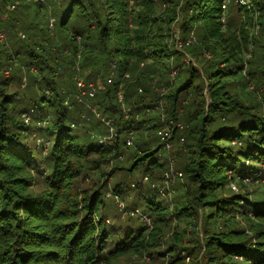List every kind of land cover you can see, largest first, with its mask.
<instances>
[{"label": "trees", "instance_id": "16d2710c", "mask_svg": "<svg viewBox=\"0 0 264 264\" xmlns=\"http://www.w3.org/2000/svg\"><path fill=\"white\" fill-rule=\"evenodd\" d=\"M15 1L0 0V9L4 10L7 4L13 2V10L18 11L19 6L15 5ZM248 1L249 7L246 3L241 4L240 0H61L60 6H56L63 15L60 30L56 29L57 21L55 28L49 30H56L55 38L51 37V32H40L32 25L25 28L32 29L31 36L27 39L19 36V40H16L19 30H22L20 18L16 14L12 17L9 15L10 18L6 20L0 18V28L15 39L17 52L14 51L18 57L16 63L12 59L10 61L6 53L8 49L0 44V264H99L110 237L103 227L111 209H106V205L114 203L105 199L104 186L92 189V193L81 188V174L92 169V154L104 156L106 161L115 159L121 153V135L128 136L133 131L131 127L134 122L139 130L150 132L143 123L135 120L137 114L144 123L156 120L152 125L154 130L164 128L160 116H152L158 107L146 109L148 112L144 110L153 104L150 103L152 100H155L154 103L160 101L151 84L148 86L146 83L147 78H143L145 72L142 73V68L147 61L157 67L155 71L158 74L154 73L157 76L167 77L171 70L177 71V81L165 98L168 105L173 104L169 119H173L176 125H182V128L175 127L173 139L182 133L184 140L182 146L177 148L178 153H189L188 159L191 158L182 168L194 190L192 204L209 208L207 214L203 213L204 219L215 224L214 229H210L208 224L205 232L204 264H264V233L255 235L264 229L262 186L259 187V195L249 192L217 198L212 195L218 189L226 192L233 178L244 182L250 179L251 182L264 180V107L260 113L255 107L243 106L245 104L234 93L229 80L231 76L246 77V73H243L246 63L243 55L252 52L250 47L255 48V55H259V58H253L251 54L247 74L249 81L264 94V0ZM54 2L57 4V1ZM250 12L253 14L249 15ZM251 26L258 31L252 37V46H249ZM175 27L179 28L183 51L174 48L177 44ZM192 30L199 41L197 45L194 42L186 44ZM78 36L82 41L80 43L77 42ZM45 41L49 43L48 48ZM53 46L71 50L75 55L83 49L82 56L90 68L89 75H101L107 91L98 94L93 105L98 106L108 119H113L115 129L117 127L118 135L112 145L114 150L108 144L101 143L102 133L98 132L100 143L96 145L91 144L93 140L89 137L71 134L72 123L91 125L93 121L102 122L91 119L88 123L82 119V114L76 111L68 113V107L64 104L66 97L62 93L73 87H63V83L58 82L62 80L56 79V72L72 68L75 60L68 54L53 55L50 53ZM204 50L210 51L211 61L203 55ZM188 54L194 56L195 61L206 59L208 65L203 64L200 67L202 71L199 70L192 62L184 60ZM4 57L7 59L4 60ZM27 63L42 74L41 81L40 76L36 78L33 75L30 80L44 81L46 86H50V81L55 83L51 85V95L43 92L22 96L16 91L6 92L11 79L6 77L5 67H18L15 70L21 71L27 66L30 70ZM211 67H215V71ZM72 70L75 75L80 71L81 76L87 74L84 65L80 71H74V67ZM129 74H134L138 86L140 80L144 91L139 96L136 95L137 90L126 93V103L131 105L133 100H137L131 112L132 120L124 118L117 101L121 82L127 83L129 80L123 78L129 77ZM89 75L86 78L89 79ZM111 76L113 82L108 83ZM167 81L169 83L170 80ZM132 86L137 87L134 83ZM206 88L208 97L204 93ZM186 96L193 101L190 108L185 110V115L182 114L181 121V116H177L179 109L176 108L179 101L182 104L188 100ZM37 108H41L44 114L35 112ZM25 114L31 115L37 123L44 119L51 121L48 130L56 138L47 156L48 163L40 172L43 176L42 189H37L39 181L34 173L41 169V152L28 145L24 138L32 127L47 128L25 125ZM104 127L107 126L104 124ZM148 138L152 136L149 134ZM83 140L87 143L82 144ZM149 144L145 141L140 145L143 155L139 163L150 159L162 146L159 143L153 149L148 147ZM138 162L130 163L128 167L117 165L110 172V175L121 172L116 176L118 183L113 190L122 198L126 190L123 179L127 180L128 177L124 176L136 169ZM151 164L155 169L163 165L158 160L151 161ZM151 183L140 181L135 193L142 200L141 205L147 207L145 212L149 215L164 210L161 204L151 200L152 196L159 194ZM239 216L260 220L263 225L255 232L251 231L232 222ZM142 221L141 217H137L129 225L121 226V230L124 228L128 234L116 248V254L148 247L145 244L147 229ZM154 222L158 223L157 217ZM248 230L252 234H248ZM190 238L199 243L195 238Z\"/></svg>", "mask_w": 264, "mask_h": 264}, {"label": "rangeland", "instance_id": "374dc122", "mask_svg": "<svg viewBox=\"0 0 264 264\" xmlns=\"http://www.w3.org/2000/svg\"><path fill=\"white\" fill-rule=\"evenodd\" d=\"M28 1V0H25ZM24 0H16L15 5L19 6V10H13L14 5L13 2L7 4L4 10L0 9V18L2 20L9 19L10 16H18L20 18L19 25L22 28V30H19V35L16 40H19V36L21 38L27 39L28 36H31L33 34L32 29H25L26 27H31L32 25H35V27L41 32L43 30L45 33L49 32V29L47 27L49 19L51 17H54L55 21H57L58 29L59 23L62 19V14L60 11H58V7L60 6L59 3L61 0H42L40 2H34V1H28L29 3H26ZM57 1V4L54 2ZM11 2V1H10ZM40 5H38V4ZM241 4H247L248 7L250 6V3L248 0H240ZM26 4V6H25ZM28 6V7H27ZM16 12V13H15ZM253 13L250 12L249 15H252ZM10 15V16H9ZM244 16H246L244 14ZM249 26V25H248ZM47 27V28H46ZM55 28V26L53 27ZM1 29V28H0ZM60 30V29H58ZM57 30V33H58ZM250 44L249 46H252V37L256 36L257 34V29L254 28L253 26L250 27ZM0 31L4 32L7 36L6 41L0 42L2 45L8 49L6 53L8 54L10 61L11 59L15 62L16 58H18L15 55V51L17 52L16 48V43L15 39H13L10 34L3 28ZM175 31L177 33L175 34V39L176 41L179 39V41L182 43L183 40L181 39L180 31L178 27H175ZM51 37L55 38L56 30L55 32L50 31ZM49 32V33H50ZM196 32V31H194ZM196 34V33H195ZM22 35H25L23 37ZM197 37V36H196ZM190 38H193V44H198L199 41L198 39L196 40L195 35L193 34V30L190 34ZM12 39V41H11ZM172 41V40H171ZM78 43L82 41H77ZM14 44V45H13ZM45 46L48 48L49 43L45 41ZM14 48V49H13ZM177 51H183L181 46H176L174 47ZM182 49V50H181ZM15 50V51H14ZM252 52L245 53L244 56V68H243V73H246V77H238V76H231L230 77V82L233 86L234 93L237 95V97L242 99L245 107H250V108H256L257 112L259 111L262 113L261 108L264 107L263 103V91L260 89H257L254 83L252 81H249L248 78L249 75L247 74L250 65H247L248 60H250L252 57L251 54H253V58H259V55H255L256 53L254 52L255 48L252 49L250 47V51ZM84 50L80 49L78 54L75 55L71 50L64 49L61 50L57 46L52 47V53L55 56H68L73 58L75 61V66L73 65L72 68L74 67V71L78 70L80 71V68L84 67L86 68L87 74L83 75L82 77L86 81H95L96 84L99 86L98 94H100L102 91L106 90V85L104 84L103 79L101 78L100 74H90V68L87 66V61L84 59L83 55ZM68 54V55H67ZM203 55L209 59L210 61L212 60V55L210 54V51L204 50ZM27 58V56H26ZM7 59V58H6ZM4 57V60H6ZM185 61L187 62H192L193 66L198 68L199 70L202 71L200 68L201 66L203 67V64L206 63V59L200 58L196 59L195 57L192 56L191 54H188L185 58ZM20 62V60L18 59ZM174 60H171V63ZM22 62V61H21ZM20 62V63H21ZM16 63V62H15ZM23 64H26L22 62ZM29 65V69H27V66L24 67V70L22 69L21 71L15 70L18 67H10L6 66L5 71L9 73V75H6V77H9L11 80L9 81V86L6 88V92L11 93L16 91L18 94L24 96L26 95H34V94H39L45 92L46 94L51 95V85L54 86L55 83H52L51 81L49 82L50 86H46L44 81L41 82H33L31 79L32 75L35 76L36 78L40 76V81L42 79V74L37 71V69L31 64ZM150 65V66H148ZM173 65V63H172ZM208 65V63H206ZM81 66V67H80ZM143 66V64H142ZM14 68V69H13ZM72 68L66 70V71H60L56 72V79H61L63 83V87L71 85L73 87L72 90H63V96L65 98L64 104L68 107V113L72 114L76 111L77 114H87L90 117V114L87 113V105L85 104H79L77 102V98L75 97L76 93V85H75V77L81 76V71L76 72L77 74L75 75L73 73ZM84 69V68H83ZM140 69V68H139ZM157 69L156 66L152 65L150 62H146V66L142 68V73L145 72V75L143 78L146 79V83H148V86L151 84V87L156 93L160 101L158 103H154L155 100H152L150 103H153L151 106H148L144 109V106L142 107L146 112H148V108L152 109L153 107H158L155 109L154 112H152V116H160V121L166 126V124H174L171 123L172 121L174 122L173 119H169L171 116V111L173 109L172 103L171 105L167 103V100L165 98L168 97L170 94L174 84L177 81V71L175 69L171 70L167 74V77H161L157 76L158 71H155ZM212 71H215V67H211ZM219 68H217L218 71ZM158 70V69H157ZM4 71V72H5ZM35 73H33V72ZM20 72V74L18 73ZM139 74V77L142 76ZM156 73V74H154ZM202 73V72H201ZM89 79H94V80H89ZM96 75V76H95ZM117 75V72H116ZM134 75V74H133ZM133 75L129 74V77H124L123 79L129 80L127 83L121 82L120 86V91L121 94L117 95V101L121 105V110L123 111L124 118L128 120H132V109H134V101L137 102V100H133L132 104L126 103V93L128 92H135L137 90L136 95L139 96V94H143L144 91L143 87L141 86V82L139 80V86H138V81L136 82L134 80ZM91 77V78H90ZM113 77V76H112ZM88 79V80H87ZM167 80H170L169 83ZM117 81V80H116ZM123 81V80H122ZM249 87H247V83ZM133 83L137 87H133ZM256 84V80H255ZM247 85V86H246ZM132 86V87H129ZM129 87V88H128ZM46 88H49V90H44ZM42 89V92H41ZM101 89V90H100ZM142 89V90H141ZM254 90V91H253ZM30 91V92H29ZM142 91V92H141ZM151 91V90H150ZM164 91V92H163ZM205 95L208 97V88L204 90ZM190 94V93H189ZM55 96V95H54ZM99 96V95H98ZM70 98L69 105L66 104V101ZM188 100H184L182 104L178 102V105L176 110L179 109V114L177 116H181V121H183V115H185V110L187 108H190L192 99L190 100L191 97L186 96ZM1 99V98H0ZM182 99V98H181ZM180 99V100H181ZM201 100V98H198ZM198 99H196L198 101ZM207 99V98H206ZM94 100V99H93ZM93 100L91 102H88V104L93 106ZM210 100L208 99V102ZM157 102V101H156ZM263 105H262V104ZM181 105V106H180ZM248 105V106H246ZM73 106V107H71ZM263 106V107H262ZM180 107V108H179ZM38 110H35L40 115H43L44 113L42 112L41 108H37ZM41 111V112H39ZM184 113V114H183ZM264 113V112H263ZM77 114L75 116H77ZM183 114V115H182ZM26 115V114H25ZM23 116V120L25 125H40L44 128L47 129H42L38 127L37 129H34L32 127L31 130H27L25 134V142L28 143V145L34 146L41 152V160L39 163H41V169L36 170L34 173L36 174L35 177H37L39 184L37 186V189H42L43 186V176L40 173L43 169H45L48 159L47 156L50 154L51 148L53 146V143L55 141V135L52 133V131L48 130V126H44L43 122L37 123L32 120L31 115ZM81 115V116H82ZM170 116V117H169ZM50 120H52L53 123V118L50 115ZM94 119H96L94 116L90 118L88 123ZM113 121V119H110ZM136 121H139L140 123L144 124V127H147L150 132L142 130L140 126L139 128H136V122H134V125H132L133 129V138L132 136L128 135L129 138L132 139L133 145L127 146L126 145V140L128 138L127 135L122 134L120 137V147H121V153L116 155L115 159L105 160L104 156H98L97 154H92L90 159L94 161V164L91 165L92 169L87 172L81 174L82 179L80 181L81 188L88 189L91 191L90 193L93 192L92 189L100 188L104 186L103 188V193L104 191L106 192L105 199L107 201H113L114 204H108L106 205V209L108 208L109 212L107 218L108 220L105 221L104 226L107 230V232L110 234V237L107 240V246L108 248L103 252V254L100 257L99 264H204L205 263V258H204V253L206 251V245H205V232L207 230V225L210 229H214L215 224L212 222H207V220L204 219L203 213L207 214L210 209L209 208H200L197 205L192 204V197H193V187L192 184H190L188 180V176L185 173V170L183 165L187 163L191 158L188 159L189 153L185 152H179L177 148L179 146H182V138L183 135L182 133L176 132V136L172 140L174 147L171 148L170 150L165 149V147L162 145L159 147V151L156 152L150 159H146L143 162H138L139 159H141V156L143 155V151L139 148L140 145L148 141L150 144L148 147H152L153 149H156L158 147L159 143L157 142V139L160 140L155 134L156 130L153 129L152 125L156 123V120L152 121H147L143 122L141 119V116L139 114L136 115ZM26 121V122H25ZM170 121V122H169ZM51 123V121H50ZM103 124V123H102ZM99 124L96 121H93L91 125H78L76 123V127H72V132L71 134L75 135H81V136H86L92 139L93 141L91 142L92 145H96V143L99 142V133H102L100 136V139L104 137H108L110 135L109 129L107 128L108 132L106 133V128L104 127V124ZM183 124V122H182ZM139 126V125H138ZM115 127V126H114ZM37 130V131H36ZM140 131V132H139ZM154 131V132H153ZM99 132V133H98ZM132 131H130L131 133ZM104 133V134H103ZM129 133V134H130ZM153 133V135H152ZM151 135L152 138H148V135ZM117 127H116V134L113 137H109L107 140L103 142L105 145H109L110 148L113 149V144L115 143V137H117ZM157 138V139H156ZM152 139H156V141H153ZM84 140L82 141V144H85ZM158 143V144H157ZM139 144V145H138ZM114 150V149H113ZM178 153V154H177ZM120 156H124L123 159H120ZM179 156V157H178ZM160 161L162 163V167H157L156 169L151 164V161ZM97 161L98 164H97ZM133 162H138V166L136 169H134L132 172L127 173L126 179H123L125 181L126 185V190H125V195L120 197L117 193H114V188L117 185L118 181H116V176L118 173L121 172H116L114 175H110V172L115 166H121V167H128L130 163ZM98 165V167H97ZM95 167V169H93ZM97 167V168H96ZM43 168V169H42ZM133 169V168H132ZM151 170L154 174L152 176ZM169 171L170 173L174 174L176 172H182L183 176L181 178L171 176L170 178H165L164 177V172ZM184 171V172H183ZM151 174L152 178L154 181L150 179L149 183H151V187H153V184L156 183L159 187H163L164 189V194L160 193V189L158 191V195L152 196V201L153 203L156 204H161L160 207L164 208L162 211H158L157 214L152 213V215H149L145 212L147 210V207L142 204V200L138 199L137 196H135L136 191L138 190V184L140 181L143 180V177L146 176L144 175ZM144 175V176H143ZM146 185V184H143ZM260 185L262 186V189L264 190V180L260 182H251L250 181H241V179H231L229 181V184L227 186L226 192L223 191L222 189H218L214 194H212L214 197H222L223 195H232V194H238V193H245L249 192L252 195H259L260 193ZM148 186V185H147ZM154 188V187H153ZM259 189V190H258ZM117 194V195H116ZM119 197L120 199L116 200L114 197ZM214 199V198H212ZM105 209V207H103ZM102 212V211H101ZM115 216V217H113ZM143 216H147V219H144ZM137 217H141L146 225L147 235L145 244L148 245L147 248H143L140 251H133L127 254H116V248L119 246L120 243H122L124 236L127 237L128 232L123 228L121 230V226H124L126 224L129 225V222H133L134 219ZM158 218V223L154 222L155 218ZM99 218V216H98ZM131 218V219H130ZM235 222L238 225H241L242 227L249 228L251 231H256L260 228V225H263V223L260 220L257 219H250L249 217H244L239 216L236 220L232 221ZM148 227V228H147ZM133 228V227H132ZM130 228V229H132ZM251 231H247L248 234H252ZM259 233H264V229H261L258 231L257 234ZM123 235V236H122ZM191 235V236H190ZM190 237L195 238L196 240L199 241V243L196 244L195 241H192ZM121 245V244H120ZM203 246V247H202ZM199 247V249L197 248ZM202 247V248H201ZM173 261V263H171ZM178 261L177 263H175Z\"/></svg>", "mask_w": 264, "mask_h": 264}, {"label": "built area", "instance_id": "2783aa9c", "mask_svg": "<svg viewBox=\"0 0 264 264\" xmlns=\"http://www.w3.org/2000/svg\"><path fill=\"white\" fill-rule=\"evenodd\" d=\"M28 1H34V2H40L42 0H28ZM55 26V19L51 18L49 19V23H48V29H53V27ZM23 37H25V35H22ZM6 34L2 31H0V42H4L6 41ZM78 41L81 40V38L78 36ZM193 42V38L188 39V41L186 42V44H190ZM177 46H183V42L181 43L179 41V39L177 40ZM6 75H9V73L6 71ZM113 82V77L111 76L108 79V83H112ZM75 85H76V93H75V97L77 98V102L79 104H86L87 105V111L89 112V114L91 113L92 116H94L97 120L101 121L102 123H104L108 128H109V132L110 135L108 137H104L101 139V143H103L105 140H107L109 137H113L116 134V129L113 125V121L108 119L106 116L103 115V113L101 112V110L99 109L98 106L95 105H90L88 104V102H91V100L95 99L98 95V90H99V86L96 84L95 81H86L82 76H77L75 77ZM142 90V89H141ZM164 92V91H163ZM121 92H119L118 95H120ZM70 102V98L66 101V104L69 105ZM73 107V106H71ZM27 116V115H25ZM82 119L86 120L87 122L90 120V117L87 114L82 115ZM41 122H43L44 126H48L50 124V121L48 119H44ZM170 122V121H169ZM171 123H174L173 121ZM72 127H76V123H72L71 125ZM175 127H179L182 128L181 124H166V126L164 128L158 129L156 130L155 134H157L158 138L160 139V144L163 145L165 147V149L170 150L171 148H173V133H174V129ZM130 136L133 135V131L129 134ZM133 138V136L131 137ZM131 138H127L126 140V145L130 146L133 145V141ZM184 139L182 138V141ZM124 156H120V159H123ZM171 176H175V177H179L181 178L183 176L182 172H176L174 174L170 173L169 171L164 172V177L165 178H170ZM151 175L147 174L146 176L143 177V183H149ZM153 187L156 189H160V193L164 194V189L163 187H159L156 183L153 184ZM117 198V197H116ZM118 200V198H117ZM144 219H147V216H143Z\"/></svg>", "mask_w": 264, "mask_h": 264}]
</instances>
